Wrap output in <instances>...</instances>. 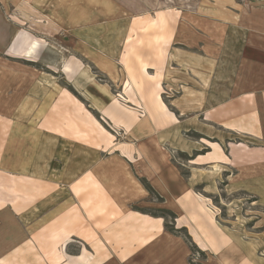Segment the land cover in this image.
Returning <instances> with one entry per match:
<instances>
[{
    "label": "crops",
    "instance_id": "0c3cea01",
    "mask_svg": "<svg viewBox=\"0 0 264 264\" xmlns=\"http://www.w3.org/2000/svg\"><path fill=\"white\" fill-rule=\"evenodd\" d=\"M27 13L0 27V264H191L194 246L203 264H261L211 195L264 202V26L256 47L191 50L162 12L117 36V19L27 30ZM57 31L61 51L40 42Z\"/></svg>",
    "mask_w": 264,
    "mask_h": 264
},
{
    "label": "rangeland",
    "instance_id": "374dc122",
    "mask_svg": "<svg viewBox=\"0 0 264 264\" xmlns=\"http://www.w3.org/2000/svg\"><path fill=\"white\" fill-rule=\"evenodd\" d=\"M54 7L63 8L65 17L68 19L63 17L64 14L61 17L60 14H56L54 17L43 14L34 18L29 16L28 10L30 9L50 8L53 12ZM16 9L23 13L28 12L23 17L24 22L29 23L27 26L24 24V28L27 30H31L28 26H32V22L34 23L36 20L56 22L59 21L60 17V19L70 20L72 23L87 22L88 31L96 33V30L99 31V29L95 28L99 27L100 22H111L117 19L121 22L119 27L105 29L110 32L113 31L116 36L131 32L133 34L160 30L159 25L147 28V18L156 17L158 12H162L165 15L167 25L165 24L161 28L166 30L165 26L167 30L172 31L177 27L184 34V37L179 41L184 44L181 46L191 50L197 49L203 41L211 47L213 44L210 41L216 42L215 39L217 38L232 42L231 46L247 43L249 47H256L258 28L264 26V0H0V12L4 15L3 20L0 19V22L3 21L0 27L4 28V24L7 22V27L10 28L11 32L15 30L13 26L16 25L10 23L14 20V17L11 16ZM44 13L46 14V12ZM216 28H223L228 34L221 37H208L201 32ZM235 28L242 29L240 31V29ZM2 32L0 31V42ZM62 33L64 34L61 31H57L56 34L48 33L49 36L41 38L40 42L43 43L45 39H49L51 42L55 41L56 43H52V45L55 47L57 44L56 47L61 51L62 48L58 45V39L59 37L64 38ZM78 37L76 36V38ZM250 55L252 59L257 58L254 53H250ZM26 56L29 57V55ZM13 65L29 67L35 64L15 60ZM35 66L37 68L42 67L43 71L47 70L45 65L36 64ZM190 135L194 138L199 136L195 132H191ZM179 158L187 159L185 155H180ZM255 198L257 201L254 200ZM211 200L220 221L229 227L234 225V229L240 232L249 243H252L256 257L261 264H264V202H261L257 195L245 192L227 194L224 191L211 195ZM167 212L164 210L160 214L171 220L174 216L172 213V215L167 214ZM192 253L193 261L191 264H203L204 254L196 250Z\"/></svg>",
    "mask_w": 264,
    "mask_h": 264
},
{
    "label": "trees",
    "instance_id": "16d2710c",
    "mask_svg": "<svg viewBox=\"0 0 264 264\" xmlns=\"http://www.w3.org/2000/svg\"><path fill=\"white\" fill-rule=\"evenodd\" d=\"M167 214L172 215L171 213H168V212H167ZM162 216L164 217V215H162ZM194 250L199 251L195 246L192 248V251H194Z\"/></svg>",
    "mask_w": 264,
    "mask_h": 264
},
{
    "label": "bare ground",
    "instance_id": "6f19581e",
    "mask_svg": "<svg viewBox=\"0 0 264 264\" xmlns=\"http://www.w3.org/2000/svg\"><path fill=\"white\" fill-rule=\"evenodd\" d=\"M90 70V69H89ZM203 172V171H202Z\"/></svg>",
    "mask_w": 264,
    "mask_h": 264
}]
</instances>
